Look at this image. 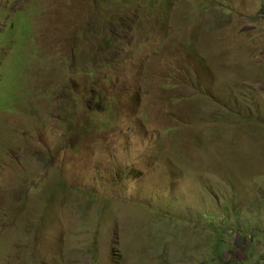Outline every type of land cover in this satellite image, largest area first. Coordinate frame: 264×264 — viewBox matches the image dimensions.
I'll list each match as a JSON object with an SVG mask.
<instances>
[{"label": "rangeland", "instance_id": "obj_1", "mask_svg": "<svg viewBox=\"0 0 264 264\" xmlns=\"http://www.w3.org/2000/svg\"><path fill=\"white\" fill-rule=\"evenodd\" d=\"M0 264H264V0H0Z\"/></svg>", "mask_w": 264, "mask_h": 264}, {"label": "trees", "instance_id": "obj_2", "mask_svg": "<svg viewBox=\"0 0 264 264\" xmlns=\"http://www.w3.org/2000/svg\"><path fill=\"white\" fill-rule=\"evenodd\" d=\"M25 24H27V22H26ZM12 26H13V25H12ZM17 26H18V24H17ZM17 26H15V28H14V29H16V28H17ZM25 27L28 29V26H26V25H25ZM14 29H13V30H14ZM25 31H26V30H25V28H24V32H25ZM104 40H105V38H104ZM105 44H106V43H105ZM194 53H195V54H198V53H197V52H195V51H194Z\"/></svg>", "mask_w": 264, "mask_h": 264}, {"label": "clouds", "instance_id": "obj_3", "mask_svg": "<svg viewBox=\"0 0 264 264\" xmlns=\"http://www.w3.org/2000/svg\"><path fill=\"white\" fill-rule=\"evenodd\" d=\"M186 47H187V49H188V48H190L191 46L187 44ZM191 50H192V51H191V55H192V54L194 53V50H193V48H192ZM192 56H193V55H192Z\"/></svg>", "mask_w": 264, "mask_h": 264}]
</instances>
